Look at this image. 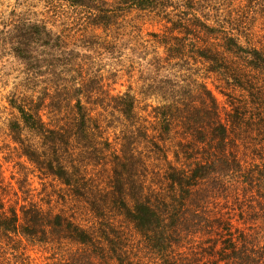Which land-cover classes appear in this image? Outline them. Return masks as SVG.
<instances>
[{
  "label": "trees",
  "instance_id": "obj_1",
  "mask_svg": "<svg viewBox=\"0 0 264 264\" xmlns=\"http://www.w3.org/2000/svg\"><path fill=\"white\" fill-rule=\"evenodd\" d=\"M84 2L71 0L73 5ZM171 2L140 0V9L155 11ZM208 2L219 13V1ZM185 3L183 16L157 13L170 24L164 38L175 42L177 56L187 52L197 62L214 59L210 73L226 87L225 92L216 86L227 97L225 104L203 83L181 106L163 110V128L145 124L140 141H148L155 152H140V172L125 168L126 159L107 137L91 133L79 102L67 104V119L58 131L48 128L46 136L59 140L65 154L73 157L75 171L59 150L55 163L27 147L22 153L57 180L62 205L58 210L43 208L28 196L26 178L17 181L23 196L13 201L9 194L0 196V264H30L24 241L49 245L51 264H138L127 256L128 229L140 236V264H264V37L253 32L250 47L240 49L243 56L237 61L230 55L240 47L235 35L194 16L197 0ZM237 8L233 12L242 31L253 10L264 16V0H245ZM249 54L255 61L245 63ZM18 107L26 124L46 127L42 105L35 111ZM11 127L15 131L18 125ZM93 127L99 132L100 122ZM172 129L179 132L171 138ZM170 140L176 145V163L165 166L161 161L153 168V157L168 160ZM74 143L80 150L78 161ZM98 165L106 174L87 170ZM73 200L81 201V207L68 208Z\"/></svg>",
  "mask_w": 264,
  "mask_h": 264
},
{
  "label": "clouds",
  "instance_id": "obj_2",
  "mask_svg": "<svg viewBox=\"0 0 264 264\" xmlns=\"http://www.w3.org/2000/svg\"><path fill=\"white\" fill-rule=\"evenodd\" d=\"M229 2L219 0L216 13L208 0H197L192 14L234 34L240 47L230 55L239 61L243 56L240 49L246 51L253 32L264 28V16L253 10V19L242 31L233 12L239 8L236 4L229 8ZM121 6H125L124 0H85L76 5L71 0H0V163L26 147L47 154L45 159L55 163L59 150L69 170L75 171L73 157L65 154L59 140L53 142L46 136L48 128L58 131L61 121L67 119V104L79 102L91 133L110 136L116 144L125 136L136 139L145 124L159 129L163 110L181 106L203 83L214 85L209 74L214 59L197 62L187 52L177 56L175 42L164 38L167 28L157 13L183 16L185 0H172L170 6L155 11L134 8L120 14L118 23L113 15L106 26L101 19L104 12L115 14ZM248 61H255V56L247 55L244 62ZM38 105H42L46 123L43 130L26 124L18 107L35 111ZM96 121L101 124L99 132L93 127ZM13 123L18 125L15 131ZM137 150L138 154L155 152L148 141L140 140ZM176 150L170 140L168 160L153 157L152 167L161 161L165 166L169 161L175 164ZM73 153L78 161L80 150L75 143ZM38 188L36 184L33 191Z\"/></svg>",
  "mask_w": 264,
  "mask_h": 264
},
{
  "label": "rangeland",
  "instance_id": "obj_3",
  "mask_svg": "<svg viewBox=\"0 0 264 264\" xmlns=\"http://www.w3.org/2000/svg\"><path fill=\"white\" fill-rule=\"evenodd\" d=\"M217 1L219 0H216V2ZM244 2L245 0H240V3H244ZM230 4L237 5V0H231ZM124 5L125 6L119 7L115 14H113L110 10L104 12V15L101 17V19L105 21L106 26L112 22L113 15H116V22L118 23L120 14L132 11L134 8H140V0H124ZM93 22L95 23V21ZM167 25H170V24H166L165 22L164 26H167ZM152 34H156V33H151V35ZM255 34L259 39H261L260 37H264V28H262L260 32H255ZM210 77L214 79L215 81L214 85L210 86L208 83H204V84L207 86L209 90H211L217 102L220 105H224L227 97L223 95L220 92V90L216 88V86L220 85V88L225 92L227 91L226 87L222 82H219L217 80L216 76L212 75L211 73H210ZM233 93L235 95L238 94L237 91H234ZM162 125L163 124L161 123L160 128H163ZM152 127H155V125H153ZM178 132L179 131H177V134ZM177 134L175 133V129H172L171 132L169 133V136L168 134L167 136L172 138L173 135H177ZM102 137L104 138L107 137L108 142H111V144L113 145V148L119 154H123L127 162L126 164H128L126 165L125 168H130L132 171L140 172V153L138 154V150H137V140H140V133L136 139H132L128 141L129 143H127V140L129 139L128 136H125L121 143H116V144L113 143V140L110 136L102 135ZM172 140L174 141L175 137ZM102 141H103V138H102ZM122 143H123V146H121ZM168 144L169 143H167V145ZM242 153H243V150L241 149V155ZM247 154H249V152H247ZM87 170L92 171V172L93 171L99 172L101 174L102 173L106 174V172L103 170V167H101L100 165L96 167L88 166ZM24 178H26L29 183V186L26 188L29 189L30 194H28V196L31 199H33L38 204L42 205L43 208H47L51 206V208L58 210L61 207L62 202L60 199H58V195L60 193L59 192L60 186L57 180L49 176L48 174H46L45 171L36 168L31 162L28 161V159L25 160V157L22 155V153L17 154L14 152L11 155L5 156L3 163H0V181H1L0 182V196L4 197L5 199V196L3 194L4 193L6 195L9 194L7 197L10 198L11 201L15 200L17 196H23L18 188L17 181L20 179L22 180ZM139 179H140V176H139ZM105 181L102 182V184L105 183ZM36 184L39 185V188L37 191L34 192L33 188ZM78 204H80V207H81L82 202L81 201L78 202L74 200L69 201L68 208L72 207V210H75L77 209L76 207L78 206ZM127 233H128V236L130 237L129 239H131L130 241L127 242V246L125 248L127 250L126 252L128 253L127 256L131 259L132 263L140 264V249H138L139 242L137 241V239L140 238V236L138 233H134L132 230H129V229ZM23 244L25 246L24 255L26 256L30 264H51L52 263L53 261L52 259H54L53 254H52L53 249L49 245L39 244V243L31 244L25 241L23 242ZM133 250L135 253L134 256L131 254ZM113 262L115 264H118V262L115 260H113ZM147 264H150V263H147Z\"/></svg>",
  "mask_w": 264,
  "mask_h": 264
}]
</instances>
